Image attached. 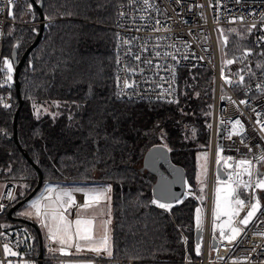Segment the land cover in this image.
<instances>
[{
    "label": "trees",
    "instance_id": "trees-1",
    "mask_svg": "<svg viewBox=\"0 0 264 264\" xmlns=\"http://www.w3.org/2000/svg\"><path fill=\"white\" fill-rule=\"evenodd\" d=\"M124 1L43 0L38 4L45 18L52 19L44 24L39 44L20 71L19 96L14 80L5 89L15 106L0 113V181L16 185L12 207L37 188L38 169L43 176L39 192L47 184L111 186L112 258L123 264H181L183 235L191 254L196 247L195 212L201 204L197 156L211 146L215 76L208 68L183 69L178 103L119 100L117 38L109 27ZM29 3L19 0L15 18L22 24L7 28L5 54L13 65L40 31L38 25H30L40 17L34 6V17L29 13ZM247 29L220 31L223 55L237 60L251 50L256 64L264 65V47L256 45V33ZM258 69L264 80V69ZM19 100L23 105L14 140ZM36 108L41 109L39 117ZM165 145L171 149L172 162L185 170L190 192L168 213L151 203L156 179L142 170L147 150ZM18 213L3 218L13 230L29 234L35 253H40L41 230ZM45 256L60 257L56 252Z\"/></svg>",
    "mask_w": 264,
    "mask_h": 264
},
{
    "label": "built area",
    "instance_id": "built-area-1",
    "mask_svg": "<svg viewBox=\"0 0 264 264\" xmlns=\"http://www.w3.org/2000/svg\"><path fill=\"white\" fill-rule=\"evenodd\" d=\"M151 7L146 8L144 0H136L130 3L125 0L117 9L115 23L109 28L115 32L117 38V79L116 96L123 101L137 102H167L168 100H178L179 84L181 73L186 68H208L215 76V93L213 103V120L211 134V157L216 163L217 151L226 159L231 157L226 167L224 159L221 160V168L226 174L234 172L236 163L240 159H253L264 155V132L260 131V126L256 123V112L260 113L259 119L264 123V93L257 88V85L264 86L263 74L256 67V57L251 54L247 57L240 56L233 60L232 64H223L221 59V37L222 29L253 28L257 35L256 45L264 47V41L259 38L264 36V0H149ZM19 0H14L13 5H8V0L0 3V70L4 68L3 60L8 59L5 54V39L9 25H21L9 16V11L15 10ZM123 13V15H121ZM243 17L241 21L234 18ZM159 21V24H157ZM46 20L45 23H49ZM37 24V23H33ZM159 28V31L154 29ZM128 42V43H125ZM147 51H144V48ZM131 51V55H129ZM160 52L162 55L156 56ZM163 53H170L164 56ZM139 55L140 60L135 56ZM175 56L176 60L171 57ZM202 57V59H201ZM151 60L152 65L144 63ZM232 60V59H227ZM161 65L157 68L155 65ZM167 66V67H165ZM129 69H135L131 73ZM225 77L233 83L226 84L222 79L221 71ZM239 73V75L237 74ZM174 75V79H173ZM240 76L244 80L240 83ZM6 79V73L0 71V84ZM127 80L133 87L125 89L124 81ZM12 84V81L9 82ZM8 86L0 87V96L4 99L0 102V113L2 109L9 110L15 106L13 97L5 92ZM163 89H171V95ZM126 93V94H125ZM161 96L160 99H157ZM225 99H221V97ZM241 100H246L247 104H241ZM3 104L10 105L4 108ZM253 109L256 111L254 112ZM240 119L243 124L242 134L232 132L233 123ZM223 121V123H221ZM239 129V126H237ZM243 138V142H242ZM246 145H248L246 147ZM249 147L251 151H249ZM217 164V163H216ZM215 167H212L208 180L207 205L205 212V222L203 235L200 240V254L194 250L191 254L187 248V238L183 235L185 243V256L181 264H264V192L256 190V195L260 198V210L255 218L246 228L239 224L249 210L251 200V189L245 206L239 211V215L234 217L232 227H240L243 230L235 240L231 242L222 238L218 225L213 228L211 209L215 182ZM254 171L264 172V162L254 163ZM210 178L212 188L210 190ZM258 177H254L257 179ZM242 180L248 177L242 176ZM16 185L10 181H0V204L4 205L0 210V220L12 208L16 198ZM11 194V197H9ZM154 199V198H153ZM157 209L168 213V210ZM70 211V210H69ZM71 212V211H70ZM72 215V217H70ZM69 215L74 219L76 213ZM230 234V228H224ZM47 243H43V256L35 253L34 243L23 230L12 228L9 222L0 221V261L4 264H45L47 261L64 264L67 262H92L94 264H123L121 260H114L112 257L96 256L94 253L83 251L77 253L75 248H66L68 255H62L59 251H49V248L57 249L59 246L50 242L48 236ZM216 246L213 247L212 242ZM7 244L9 248L16 252V256H5L3 246ZM260 247H257V246ZM40 250V248H39ZM56 252L57 257H47L46 253Z\"/></svg>",
    "mask_w": 264,
    "mask_h": 264
},
{
    "label": "snow or ice",
    "instance_id": "snow-or-ice-1",
    "mask_svg": "<svg viewBox=\"0 0 264 264\" xmlns=\"http://www.w3.org/2000/svg\"><path fill=\"white\" fill-rule=\"evenodd\" d=\"M136 0H130V3H135ZM176 2H179V0H176ZM0 3H3V0H0ZM14 0H8V5H13ZM37 4L42 5L43 0H36ZM145 7H151L149 0H144ZM28 11L30 14L33 15V5L31 3L28 4ZM123 15V13H121ZM9 16L15 19L14 14L9 11ZM49 21H51V17H46ZM236 19L243 20V17L234 18L233 23L236 22ZM262 23H264V16H262ZM157 24H159V21H157ZM256 25H251L247 30L249 33L252 32V29L255 28ZM155 31H159V28L154 29ZM33 31H36V29H33ZM234 31V30H233ZM260 41H264V36L259 38ZM128 43V42H125ZM144 51H147V48L145 47L143 49ZM131 55V51L128 53ZM251 50L245 51L244 56L247 57L251 55ZM156 56L162 55L160 52L155 53ZM164 56L171 55L170 53H163ZM261 55H264V53H261ZM173 60H176L175 56L171 57ZM136 60H140V56H135ZM202 59V57H201ZM233 60H228L227 64H232ZM144 63L151 66L152 61L151 60H145ZM4 68L0 71L6 73V79L2 84H0V87L8 86L11 87V84L9 83L12 81V72H13V61H10L9 59L5 58L3 60ZM157 68L161 67V65H155ZM167 67V66H165ZM257 68L264 69V65L257 64ZM131 73H135V69H129ZM239 75V73H237ZM222 79H224L226 84H232L233 82L224 76L223 69L221 71ZM174 79V75H173ZM244 80L243 76H240V81H237V83H240ZM123 87L125 89L133 87L132 84H130L127 80L124 81ZM257 88L261 91V93H264V86L257 85ZM164 92H167L169 95H171V89H163ZM126 94V93H125ZM197 95H199L197 93ZM161 96H158L157 99H160ZM3 97L0 96V102L3 101ZM221 99H225V97H221ZM168 103H178L177 100H168ZM241 104H247L248 102L246 100H241ZM4 108H9L10 105L3 104ZM35 107V106H34ZM255 112L256 110L253 109ZM41 112L40 108H36V115L39 117ZM257 120L256 123L260 126V131L264 132V123L261 122L259 119L260 113L256 112ZM223 123V121H221ZM239 126V129L237 128ZM209 127H211L209 125ZM232 132L234 134H242L243 132V124L241 123L240 119H236L233 123ZM163 138V136L161 137ZM243 142V138H242ZM248 145H246L247 147ZM166 147V145H165ZM171 151V149H169ZM249 151H251V148L249 147ZM217 159L216 163L217 165H220L221 160L224 159L221 156V152L217 151ZM205 159H207V156L205 154ZM231 157H228L224 159V164L226 167H232L228 164V161L231 160ZM264 162V155H260L259 157H255L253 159H240L236 165L235 169H238L234 172L235 178H233V173H228V179L225 181V188L224 191L227 193V196L225 197V207L223 210L220 209L219 203H217L216 208L213 211V217L214 220L218 219L220 215L227 216L228 223L231 224L234 217L239 215V211L245 206V200L240 199L239 189H243L244 191H248L251 189V200L249 201L250 207L247 211L246 215L239 220V224L243 225L245 228L247 227L248 223L252 220L254 216H256V213L260 210L261 204H260V198L256 195V190H264V172H260L258 170L254 171V163ZM247 176V180H242V176ZM254 177H258L257 179H254ZM221 181L219 180L218 175V183ZM111 186H107L102 189H93L90 191H84V202L82 204H77L75 198L73 197L72 191L70 190H62L58 195H56L55 200L52 201L51 204L44 205L42 207L40 200H34L31 202V204L28 207V210L25 212L19 213V215L31 218L34 215L35 218L39 221L41 227L47 229V235L50 242H54L59 245L57 249L49 248V251H59L62 255H68L70 253L66 252V248H75L77 253L88 251L91 253H94L96 256H102L106 255L108 258H111L113 256V251L110 245V238L107 231V225L111 223L110 219H106L103 221V225L105 228L104 235L97 239L94 236V224L96 217L93 216L91 218L82 217L80 215L81 212H87L91 209H97L99 210V214L101 216L104 215L102 203L110 201L111 197L108 195L111 192ZM49 192L55 191L54 189L49 188ZM75 191H83L82 189H76ZM203 191V188H201V192ZM217 193L221 191L219 187L216 189ZM9 197H11V194H9ZM49 200H51V197H48ZM177 203H182L179 198H176ZM152 204L157 205L161 209H165L170 211L173 207V204L171 203H161L158 199H153L151 201ZM4 205L0 204V210H3ZM75 208L76 210V216L75 219H69V215H71L70 209ZM110 211V210H109ZM199 213V209L197 210ZM198 223L200 222L199 215L197 216ZM213 228L215 230V223L213 224ZM243 229L240 227H232L230 228V234H227L223 227L220 229V235L222 238L228 239L230 242L232 240H235L236 236L240 234V232ZM259 235L264 236V233H258ZM257 247H260L259 245ZM3 250L5 253V256H16L17 253L12 251L7 244L3 246ZM196 254H200V244L197 243L195 247ZM0 264H4L3 261H0ZM8 264H11L9 261ZM28 264V262H26ZM91 264V262H90Z\"/></svg>",
    "mask_w": 264,
    "mask_h": 264
},
{
    "label": "water",
    "instance_id": "water-1",
    "mask_svg": "<svg viewBox=\"0 0 264 264\" xmlns=\"http://www.w3.org/2000/svg\"><path fill=\"white\" fill-rule=\"evenodd\" d=\"M32 5L36 8V10L39 13L40 17V31L37 34V37L35 41L31 44V46L24 52L22 55L20 61L18 63H15V69H14V86L16 88V92L19 96L20 92V81H19V74L21 69L23 68L26 60L28 59L30 53L37 47V45L40 42L41 36H42V29L45 24V16L43 14L42 8L35 2V0H31ZM224 43L221 41V46H223ZM23 105V101L19 100V106L15 113L14 120H13V139L16 140L17 135V119L19 115V110L21 106ZM143 170H146L147 172L151 173L155 177V183L153 184L152 188V194L154 199H158L161 203H171L175 204L176 198H179L181 200L184 195L186 194V187H187V181H186V173L185 170L175 165L170 157L169 150L164 146H154L147 150V152L144 154L143 157ZM40 179L37 188L29 195L27 196L23 201L19 202L17 205L12 207L9 210V215H12L15 210L20 209L22 206H24L26 203H28L34 196H36L42 186L43 183V176L41 173V170H39ZM215 175L220 179H225L226 174L221 168V164L217 165L215 168ZM37 227L36 225H34ZM203 235L202 229H197L195 232V244H200L201 237ZM213 247L216 246L215 241L212 242ZM43 242L42 238H40V256H43Z\"/></svg>",
    "mask_w": 264,
    "mask_h": 264
},
{
    "label": "rangeland",
    "instance_id": "rangeland-1",
    "mask_svg": "<svg viewBox=\"0 0 264 264\" xmlns=\"http://www.w3.org/2000/svg\"><path fill=\"white\" fill-rule=\"evenodd\" d=\"M13 12V8L11 10ZM16 19V18H15ZM30 25H34L33 23H31ZM224 30L222 29L221 32H223ZM221 59L223 61V64L226 66L227 64V58L223 55V50L221 49ZM14 69V67H13ZM13 73V72H12ZM13 81V79H12ZM205 154L207 156V159H205ZM211 146H210V150L207 152H203V153H199V155L197 156V167H198V172H197V185H198V190H199V199L201 204L197 207L196 212H195V225L197 229H202L204 227V222H205V212H206V205H207V196L206 193L208 192V180H209V176H210V162H211ZM143 170V169H142ZM221 181L220 183H218V177L215 178V182H214V194H213V201H212V209H211V216H212V222L218 225V229L220 231L221 227L223 228H232L233 225V220L231 222V224L228 223V217L225 215H220L218 219L214 220L213 217V211L217 206V203H219L220 209L223 210L225 207V197L227 196V193L224 191L225 188V179H220ZM46 186H44L43 188H45ZM217 187H219L221 189V191L219 193H217L216 189ZM42 188V190H43ZM201 188H203V191L201 192ZM42 190L36 195L34 196L28 203H26L24 206H22L20 209H18V212H25L26 210H28L29 205L31 204L32 201L37 200V198H39V195H41ZM239 194H240V199L245 200V204H246V200L248 198V191H244L243 189H239ZM261 192H264V190H259ZM189 192V185H187V190H186V194L187 195ZM184 195V196H185ZM176 204V203H175ZM173 204V205H175ZM199 209V213L197 212V210ZM33 211V216L31 218L25 217V216H20L21 218H28L32 224H35L37 227H39V229L41 230V234H42V242L44 243V245H46L47 243V239L46 237L47 235V229L41 227L39 221L35 218L34 215V210ZM18 213V215H19ZM257 214V213H256ZM199 215L200 217V222L198 223L197 221V216ZM255 218V216L253 217ZM2 223L3 222H7L8 220H5L4 218H1L0 220ZM252 221V220H251ZM251 221L248 223L247 226H249V224L251 223ZM8 223V222H7ZM11 224V223H9ZM12 226V224H11ZM243 226V225H242ZM109 234V238H110V245H111V229H109L108 231ZM29 235V234H28ZM238 236H236L237 238ZM58 245V244H57ZM59 246V245H58ZM201 247V245H200ZM187 248L190 250V248L187 245ZM106 256V255H104ZM64 264H90V262H67ZM91 264H94L91 262Z\"/></svg>",
    "mask_w": 264,
    "mask_h": 264
},
{
    "label": "crops",
    "instance_id": "crops-1",
    "mask_svg": "<svg viewBox=\"0 0 264 264\" xmlns=\"http://www.w3.org/2000/svg\"><path fill=\"white\" fill-rule=\"evenodd\" d=\"M49 188L54 189L55 191L49 192L48 191ZM78 188L82 189L83 191H79V192L75 191ZM93 189H102V188H100V187H90V186L89 187L64 188V187H58V186H55V185L47 184L46 187L43 188V190L41 192L42 194L39 195V198H37V200H40V203H41V205L43 207L44 205L51 204L52 201L55 200L56 195H58L62 190H70V191H72L73 197L75 198L77 204H82L84 202V199H85L84 191H90V190H93ZM48 197H51L52 199L49 200ZM102 208H103V212H104L103 216H101L99 214V210H97V209H91V210H89L87 212H81L80 213V215L82 217H86V218H91L93 216L96 217L95 224H94V236L97 239H99L100 237H102L104 235L105 228H104V225H103V221L106 220V219H110L108 201L102 203ZM70 211L72 213H76L75 208L70 209ZM70 217H72V215ZM69 219H71V218H69ZM109 229H111V223L107 225V231H109Z\"/></svg>",
    "mask_w": 264,
    "mask_h": 264
},
{
    "label": "bare ground",
    "instance_id": "bare-ground-1",
    "mask_svg": "<svg viewBox=\"0 0 264 264\" xmlns=\"http://www.w3.org/2000/svg\"><path fill=\"white\" fill-rule=\"evenodd\" d=\"M45 21H46V18H45ZM39 23H40V21L39 22H37V24H34V25H38L39 26ZM46 24V23H45ZM9 59V58H8ZM10 60V59H9ZM13 67H14V69H15V65H13ZM14 69H13V73H12V75H13V80H14ZM216 166V163H214L213 161H212V158H211V162H210V174H211V170H212V167H215ZM212 180H211V178H210V190H211V188H212V182H211ZM186 190H187V187H186Z\"/></svg>",
    "mask_w": 264,
    "mask_h": 264
}]
</instances>
